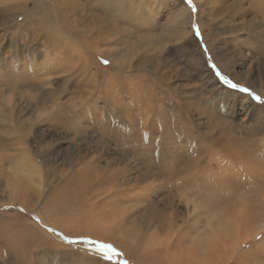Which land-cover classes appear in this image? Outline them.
Returning <instances> with one entry per match:
<instances>
[{"label": "rangeland", "instance_id": "rangeland-1", "mask_svg": "<svg viewBox=\"0 0 264 264\" xmlns=\"http://www.w3.org/2000/svg\"><path fill=\"white\" fill-rule=\"evenodd\" d=\"M85 2L0 0V264H264V0Z\"/></svg>", "mask_w": 264, "mask_h": 264}, {"label": "bare ground", "instance_id": "bare-ground-1", "mask_svg": "<svg viewBox=\"0 0 264 264\" xmlns=\"http://www.w3.org/2000/svg\"><path fill=\"white\" fill-rule=\"evenodd\" d=\"M89 1H92V0H88V2H85V7H86V9H87V12L89 11V15H90V17H91V19H96V17L94 16L93 17V13H92V11L90 10V8H92V9H94V5H93V7H89V6H92L91 5V3H89ZM95 1V0H94ZM58 2L59 1H56V6L58 7ZM38 5V8L40 9V11H41V7H43V3L42 2H38L37 3ZM43 4V5H42ZM73 6V5H72ZM98 6V5H97ZM101 6V5H100ZM59 7H62V5L59 3ZM73 8V7H72ZM100 9V8H99ZM111 9V6H104V5H102V9H101V11H100V13L101 12H103V11H109ZM103 10V11H102ZM183 10L184 9H182V11L180 12V14H178V15H176L177 17H176V20H177V23H178V21L180 20V22H179V25L178 26H180V25H182V24H184V22L182 21V19L180 18V16L183 14ZM185 13V12H184ZM35 14V13H34ZM107 14V13H106ZM111 14H114V13H111ZM103 15V14H102ZM115 15V14H114ZM106 16V15H105ZM104 18H107V17H104ZM104 20V19H103ZM112 20V19H111ZM118 20V19H117ZM129 20V19H128ZM108 21V20H107ZM119 21V20H118ZM130 21V20H129ZM109 22H111V21H109ZM112 22H113V20H112ZM130 23H132V22H130ZM178 26H176V28H178ZM179 33H181V32H179ZM181 34H179V36H180ZM113 79V78H112ZM120 85V84H119ZM122 90V89H121ZM114 92V91H113ZM127 94L129 95L130 94V96H133V98H137V96L139 97V100H135V102H136V104L137 105H139V108H140V113H141V115H140V119H143V125L146 127V129H147V131H148V133H149V137H150V135H151V132L149 131L150 130V127H148L147 126V121H148V119H147V115H146V113H147V110H148V107L146 108L145 107V105H146V101H147V99L149 98V97H147V99H143V98H141L140 97V95L137 93V94H133L132 92H127ZM126 94V95H127ZM106 97H107V95H105ZM144 97V96H143ZM104 98V97H103ZM140 99H142V100H144L145 101V103L143 102V101H140ZM113 102V101H112ZM135 104V105H136ZM116 105V104H115ZM114 105V106H115ZM134 105V104H133ZM141 105V106H140ZM117 109H118V111H119V114H120V116H118V117H115L114 116V118L115 119H117V123L120 125V127H119V129H122V130H120V131H117V134H116V136H117V140H119L120 141V143H119V145L122 143L124 146H126V147H130L131 146V144H129L128 143V141H126L125 142V140L124 139H127L128 137H129V135H131V134H133L134 133V130H136L137 132H138V130H137V125H138V119H136V123L134 122V120L132 119V117H130V115H129V113H128V111L126 112H121V108H118L117 107ZM110 110H111V114L112 113H114L115 114V108L111 105V108H110ZM142 111V112H141ZM134 113V112H133ZM131 114V113H130ZM135 114V113H134ZM162 114V113H161ZM110 115V114H109ZM111 117V116H110ZM113 118V117H112ZM165 118V117H164ZM161 121V120H160ZM115 123V122H114ZM78 125V124H77ZM157 125V124H156ZM163 125V124H162ZM90 126V125H89ZM107 126H108V128H107V130L109 131V133H111L112 134V136H113V132H114V130L113 129H110V127L112 126L113 127V125L111 124V126H110V124H108V122H107ZM170 125H168V127H169ZM156 127V126H155ZM125 129H127V130H125ZM165 129H167V128H165ZM173 130V129H172ZM173 132V131H172ZM171 132V133H172ZM167 133H168V129H167ZM165 134V133H164ZM167 135V134H166ZM145 136H146V133H145ZM180 136L182 137V141H181V146H183V147H185L186 146V138H187V136H188V134H180ZM117 145V144H116ZM118 145V146H119ZM150 146H152V143H151V139H150V141H149V145H147L146 147H145V144H143L142 145V148L140 149L141 150V152L140 153H138V154H142L143 156H148V155H150V154H152V152H150L149 150H147L146 148H148V147H150ZM125 148V147H124ZM181 148V147H180ZM123 150H125V149H123ZM129 151V150H128ZM131 152V151H130ZM129 152V153H130ZM133 153V152H132ZM132 153H130V154H132ZM134 154V153H133ZM174 158H175V156L173 155V154H171V155H169V156H167V158H166V163L168 164L169 163V161H173L174 160ZM32 165V164H31ZM149 166H150V163H149ZM174 167V164H173V166H169V168L170 169H172ZM191 169V172L192 173H189V172H187L189 169H184L183 168V170H182V173H183V175L185 176L184 177V179H181V180H179V185L178 186H180V187H186V189L185 190H183L182 189V191L184 192V191H187V186H188V188L190 189V192L191 193H193L194 191H197V187L198 186H196L195 185V183L196 182H208V180L206 179V181H204L203 179H205L206 178V175H209L208 176V178L209 177H212L213 175L210 173V172H206V171H203V172H201V175H200V173H199V170H198V168L197 167H190ZM223 167L221 166L220 167V169H222ZM34 169V166L32 165V168L29 170V173H35V171H37V169L35 168V171L33 170ZM217 169H219V167H217ZM193 170V171H192ZM101 172H103V171H101ZM108 172H109V170H108ZM107 172V173H108ZM106 173V172H105ZM103 174H104V172H103ZM144 174H146V173H143L142 175H144ZM99 175H100V172H99ZM103 177V176H102ZM187 177H189L188 178V181L186 180L187 179ZM214 178L215 177H217V176H213ZM84 178V177H83ZM77 179V176H76V174L75 175H73L72 177H71V175L69 176V178H68V181L65 183L68 187H71V184H74L75 182H74V180H76ZM142 179H144V178H139V180H142ZM74 182V183H73ZM78 182V181H77ZM80 182V181H79ZM82 183V182H81ZM81 183H77V184H75L74 186H72L71 187V191H72V188H74L75 190H78L79 191V189L82 187L81 186ZM209 184V182L207 183V185ZM70 185V186H69ZM83 185V184H82ZM98 187V186H97ZM202 188H204V190H205V187H206V185H204V186H201ZM100 188V187H99ZM96 190H97V188H96ZM91 191H92V189H91ZM99 192V191H98ZM199 192H201V191H197V193H199ZM88 193V192H87ZM92 193V192H91ZM103 194L105 193L106 194V197H107V194H108V191H103L102 192ZM83 194V193H82ZM91 195V194H90ZM100 195V194H99ZM85 196V195H84ZM50 207V206H49ZM51 208H53V207H51ZM71 209V208H70ZM50 210V209H49ZM52 210V209H51ZM49 211V215H48V220L49 221H53V219H51L52 217L50 216V214L52 213V211ZM71 219V218H70ZM69 219V220H70ZM66 221H68V220H65V222ZM76 221V220H75ZM70 223H72V222H70ZM53 224V223H52ZM94 224V223H93ZM107 224V223H106ZM97 225V224H96ZM66 226H68V225H66ZM103 226V225H102ZM105 227L106 228H104V230H102L101 232L102 233H104V231L105 230H109L110 228H111V226H108V225H105ZM87 228V227H86ZM111 230H113V231H115V232H121V231H123L122 229H120V228H117V227H113V228H111ZM110 231V230H109ZM112 231V232H113ZM101 232H100V235L101 236H103V234H101ZM39 244V243H38Z\"/></svg>", "mask_w": 264, "mask_h": 264}, {"label": "snow or ice", "instance_id": "snow-or-ice-1", "mask_svg": "<svg viewBox=\"0 0 264 264\" xmlns=\"http://www.w3.org/2000/svg\"><path fill=\"white\" fill-rule=\"evenodd\" d=\"M189 2H190V0H189ZM107 61H105V63H106ZM222 79H223V77H222ZM233 87H235V85H233Z\"/></svg>", "mask_w": 264, "mask_h": 264}]
</instances>
